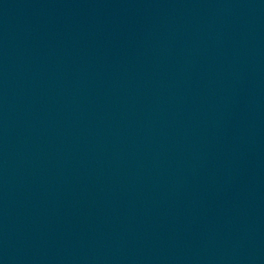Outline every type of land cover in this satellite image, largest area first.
I'll list each match as a JSON object with an SVG mask.
<instances>
[{"label": "water", "instance_id": "obj_1", "mask_svg": "<svg viewBox=\"0 0 264 264\" xmlns=\"http://www.w3.org/2000/svg\"><path fill=\"white\" fill-rule=\"evenodd\" d=\"M0 264H264V0H0Z\"/></svg>", "mask_w": 264, "mask_h": 264}]
</instances>
